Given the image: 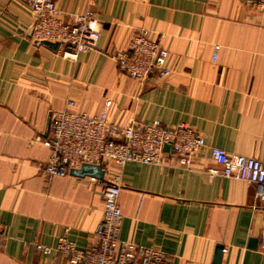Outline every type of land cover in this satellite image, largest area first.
Listing matches in <instances>:
<instances>
[{
    "label": "crops",
    "instance_id": "0c3cea01",
    "mask_svg": "<svg viewBox=\"0 0 264 264\" xmlns=\"http://www.w3.org/2000/svg\"><path fill=\"white\" fill-rule=\"evenodd\" d=\"M66 20L91 11L98 46L77 60L32 37L24 0H0V264H64L65 235L86 249L117 181L122 240L163 250L172 264H264V198L245 180L210 175L214 149L264 161V7L259 0H55ZM148 29L170 51L168 78L128 77L114 54ZM218 50L216 51V48ZM106 112L121 126L187 124L206 146L190 166L83 165L65 176L44 167L50 116ZM251 239H256L253 246ZM223 246L216 262V249Z\"/></svg>",
    "mask_w": 264,
    "mask_h": 264
},
{
    "label": "built area",
    "instance_id": "2783aa9c",
    "mask_svg": "<svg viewBox=\"0 0 264 264\" xmlns=\"http://www.w3.org/2000/svg\"><path fill=\"white\" fill-rule=\"evenodd\" d=\"M24 1L31 9L34 39L58 43L62 56L72 60L97 48L101 26L91 11L75 13L66 20L55 0ZM259 5L264 7V0H259ZM169 56L167 47L153 38L148 29L136 31L128 47L114 54L125 74L141 84L153 74L170 77L174 70L168 65ZM73 106L74 101L67 100L64 109L53 111L50 116V135L45 141L50 155L44 170L51 176H65L70 169L103 163L117 167L128 162L164 165L167 144L181 165L190 166L195 154L206 146L205 137L184 123L166 126L156 120L121 126L110 121L106 112L88 116L74 112ZM213 159L218 167L211 168L210 175L256 184L258 195L264 198V161L232 155L220 148L214 149ZM98 182L104 213L94 242L81 249L62 235L55 247L36 244L37 250L44 254L56 252L64 259V264H172L161 249L121 239L123 214L118 203L121 186L108 179Z\"/></svg>",
    "mask_w": 264,
    "mask_h": 264
},
{
    "label": "water",
    "instance_id": "95a60500",
    "mask_svg": "<svg viewBox=\"0 0 264 264\" xmlns=\"http://www.w3.org/2000/svg\"><path fill=\"white\" fill-rule=\"evenodd\" d=\"M43 43H46L48 45H57L58 43L56 42H51V41H47V40H41ZM164 149L166 151H168L170 149V146L167 144L164 146ZM251 243L253 244V246H256V239H251ZM222 250H223V246L222 245H218L217 249H216V262H219L220 258H221V254H222Z\"/></svg>",
    "mask_w": 264,
    "mask_h": 264
},
{
    "label": "rangeland",
    "instance_id": "374dc122",
    "mask_svg": "<svg viewBox=\"0 0 264 264\" xmlns=\"http://www.w3.org/2000/svg\"><path fill=\"white\" fill-rule=\"evenodd\" d=\"M47 41H49V40H47ZM169 150H171V149H169Z\"/></svg>",
    "mask_w": 264,
    "mask_h": 264
}]
</instances>
